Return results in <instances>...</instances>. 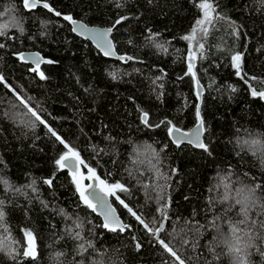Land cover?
Wrapping results in <instances>:
<instances>
[{"label":"trees","instance_id":"16d2710c","mask_svg":"<svg viewBox=\"0 0 264 264\" xmlns=\"http://www.w3.org/2000/svg\"><path fill=\"white\" fill-rule=\"evenodd\" d=\"M40 1L53 11L0 0V264H179L117 197L153 232L166 215L160 239L185 264H264V101L250 93L264 91L261 0H209L216 19L191 71L184 37L204 0ZM64 16L112 28L117 54L129 59L105 58ZM30 51L52 63L33 71L20 59ZM200 122L207 151L172 141L169 128ZM49 128L79 153L83 174L91 167L127 189L110 195L125 232L103 227L81 200ZM240 188L254 190L251 227L238 224ZM230 225L243 229L239 254L229 250ZM26 232L34 259L23 255Z\"/></svg>","mask_w":264,"mask_h":264},{"label":"snow or ice","instance_id":"6c2138e0","mask_svg":"<svg viewBox=\"0 0 264 264\" xmlns=\"http://www.w3.org/2000/svg\"><path fill=\"white\" fill-rule=\"evenodd\" d=\"M261 3L264 4V0H261ZM24 5L26 8H35L36 7V0H32V3H29V0H24ZM43 7L49 9V11H53L47 3H44ZM199 7L204 11L205 19L204 20H198L197 24L198 25H204L205 23L210 24L212 19H213V17L210 14L214 11L212 5L210 3H208L207 0H204V2L199 5ZM55 15L60 16L61 13L56 12ZM63 18L65 20L71 21L74 24L76 23L74 20H72L71 16H64ZM120 22H121L120 20L116 21L117 24H119ZM111 31H112V28H109V29H106L105 31H103L101 33L94 34L95 38L97 39L98 46L104 47L105 55L111 54L110 42H109V46L105 47V43H106L105 38L107 37V35ZM203 31L206 34L207 28H204ZM195 32H196V29H193V36H186V37H184V39H186V40L194 39L195 38ZM0 47H4V45L0 44ZM200 47L203 48L204 45L201 43ZM21 59H23V57H21ZM190 59H191V57H190ZM240 59H241V57L239 54L234 55L232 57L233 66L236 67L238 70L240 67V64H239ZM46 62L52 63V61H46ZM32 70L36 71V69H32ZM189 71H191V65H189ZM40 77H41V79L45 78L44 74L42 72L40 73ZM2 81H3V77L0 76V82H2ZM251 94L253 96L259 95L260 97L264 98V91H260L259 93H257V91L255 89H253ZM21 103H24L25 107H28L27 104L23 100H21ZM28 111L31 112L32 115L35 116L37 120H40V123H42V124L44 123V121L41 120L40 117L37 115V113L34 112L31 108H28ZM197 116H199V109H197ZM144 120H145V122H147V113L144 114ZM179 131L180 130L178 128H169V135H172L175 137L174 142L177 143V145H179V143L183 139V136H177L176 135L177 133H179ZM49 132H51V134L56 137V139L64 146V148L67 149V152L64 155H61L59 157V159L56 161L57 165L60 168L68 167V168L72 169L74 167L73 161H79L80 164H83V161L80 160L79 153L77 151H75V149L73 147H70L51 128H49ZM185 135H187V134H185ZM197 139H198V135H197ZM198 146L203 148L205 151L208 150L207 146L204 144H198ZM85 167H87V165H85ZM88 173H89V176L87 177L88 179L98 181L99 185L103 186L100 188V192L102 193V195H98L95 188H93L92 185L82 186L79 183V181L76 179L75 171H73V182L76 184L77 191L79 192L81 200L86 204L87 207L91 208L93 212H100V214L104 216L105 223L103 224V227L108 228L110 231H116L117 228H119L120 231H123L126 226L121 224L119 222L118 218L114 215V209H112L110 206H108L106 204V197L109 195H115L114 190H116V189H120L123 191H127V189L124 188V186L121 185L120 183H115V184L109 185L105 180L100 179V177L96 175L95 170L91 167H88ZM81 178H84L83 173H81ZM44 182L48 185L52 184V181L50 179L46 180ZM89 188H92L93 190L89 191ZM236 197H238V198L235 199V204L240 205V213L243 214V218L241 220H239L238 224L239 225H246L247 227H251L252 225H254L256 223V221H251V224H249V217L247 215V212H248L250 205L252 203H254V200H253L254 190L253 189H247L246 190L245 188L237 189L236 190ZM117 199L143 225V227L146 230H148V232L150 234H153L156 236L159 243L164 247V249L172 257L175 258L176 261H179V264H185L184 260L177 254V251H175L171 246H169V244L166 243L163 239H159L158 233L160 232L161 229H163V227H164L163 223H161L159 228H156L155 231L153 232L150 225L148 223H146L145 220L141 216L137 215L136 212H134L122 199H120L119 197H117ZM161 211H163V209H161ZM2 217H3V212L0 211V218H2ZM163 218L167 219V216L164 215ZM153 223H155V221H153ZM261 227H264V221L261 222ZM242 230L243 229H240L236 225H230V232H231V235L233 237H235V244L231 245L229 250L232 252H235L237 254H239L241 252V248L239 247V244L243 238L240 237L238 235V233ZM76 235H77V237L79 236L78 233ZM25 236L28 238V241H27L28 247L23 252V255L26 257L32 256L34 259L35 258V249L33 246V241L35 238L32 236V233H30V232H26ZM136 247L139 250L140 244L137 243ZM245 247H248V245L245 244ZM262 254H264V253H262ZM245 255H247V253H245ZM239 259H241V258L238 256V260Z\"/></svg>","mask_w":264,"mask_h":264},{"label":"water","instance_id":"95a60500","mask_svg":"<svg viewBox=\"0 0 264 264\" xmlns=\"http://www.w3.org/2000/svg\"><path fill=\"white\" fill-rule=\"evenodd\" d=\"M29 3H32V0H29ZM44 3H46V2H42L40 0H36V7L35 8H26L25 5H24V7L27 10H29V11H33V10H36L38 8H43V9L49 10V9L43 7ZM209 3L212 5V7L214 9L213 3L212 2H209ZM49 7L52 9V7L50 5H49ZM50 12H52V11H50ZM210 15L213 17V19H216L215 10ZM201 17L204 18V11H203V13H201ZM72 20H74V19L72 18ZM74 21L76 22L75 24L72 23L71 21H69V23L71 24L73 33L77 37H79L80 39L92 43L94 45V47L105 58L110 59V60H117V61H120V62H125L127 59H129L126 56H120V55L117 54L114 42L112 40L113 29L107 35V37L105 38V41H106L105 47H108L109 46V42H110V52H111V54L110 55H105L104 47L98 46L97 39L95 38L94 34L101 33V32H103V31H105L106 29H109V28L98 27V26H90V25H87L86 23H84V22H82L80 20H74ZM21 57H23V59H21ZM190 57H191V59H190ZM20 59H21V61L23 63L30 64V65L34 66L36 68V70H39L43 64H51V63H47L46 62V61H51V60L44 58L39 52H33V51L32 52L31 51L30 52H23L20 55ZM188 62L191 65V67H194L195 60H194L193 54L191 52H190V56H189ZM253 89L254 88L250 89V93H252ZM197 90H198V94H199L200 99H201L202 98L203 87H202V85L199 82L197 83ZM257 93H259V92L257 91ZM253 97L262 98L259 95H256V96H253ZM262 99L264 101V98H262ZM185 134H187V135H185ZM176 135L177 136H183V139L179 143L180 146L181 145H190V146H193V147H196V148H200L198 146V144H204V127H203V123L200 122L199 124H197L194 128H192L189 131L180 130L179 133H177ZM197 135H198V139H197ZM171 139L174 142L175 137L171 135ZM175 144L177 145V143H175ZM73 165H74V167L72 169H70L68 167H65L64 169L67 170L71 175H73V171H75L76 175H78L81 172V165H80L79 161H73ZM88 185H92L93 188H95L97 194L98 195H102V193L100 192V188L102 187V185H99L98 181L89 179L88 183L85 184V186H88ZM92 190H93L92 188H89V191H92ZM106 204L108 206H110L112 209H114V215L118 218V220H119V222L121 224L125 225L123 220L120 218L117 209L113 205L110 195L106 197ZM95 214L102 219L103 223H105L104 216L101 215L100 212H95ZM166 222H167L166 219H164L162 221L164 227L158 233L159 239H160V236H161L162 232L166 228V224H167ZM126 229H127V226L125 227V229L122 232H125ZM116 231H120L119 228H117ZM156 240H158V239L156 238Z\"/></svg>","mask_w":264,"mask_h":264},{"label":"rangeland","instance_id":"374dc122","mask_svg":"<svg viewBox=\"0 0 264 264\" xmlns=\"http://www.w3.org/2000/svg\"><path fill=\"white\" fill-rule=\"evenodd\" d=\"M207 2L209 3L210 1L209 0H207ZM203 3V2H202ZM200 10H201V13H203V10L200 8ZM205 19V17L204 18H200L199 20H204ZM215 19H212V21H211V23L209 24V23H205L204 25H198L197 24V22H196V24H195V26H194V28L193 29H196V32H195V38L194 39H190V40H186L187 41V43H188V45H189V47H190V50H191V53L193 54V56H194V51H196L197 50V48L199 47V43H200V37L202 36V35H204V31H203V29L204 28H208L212 23H213V21H214ZM230 25L232 26V28L236 31V32H238V29H237V27L235 26V24H233V23H230ZM193 29H192V32L189 34V35H187V36H193ZM81 165V164H80ZM81 173H83L82 171L78 174V175H76V179L79 181V183L82 185V186H85V183H86V180L88 179L87 177L89 176V174L88 175H86V174H83V177L84 178H81ZM103 187V186H102ZM115 191V190H114Z\"/></svg>","mask_w":264,"mask_h":264}]
</instances>
